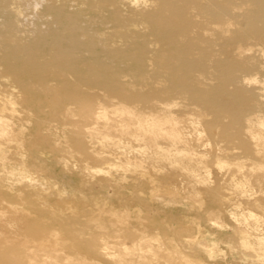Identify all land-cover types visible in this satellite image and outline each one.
I'll return each mask as SVG.
<instances>
[{
  "label": "bare ground",
  "instance_id": "obj_1",
  "mask_svg": "<svg viewBox=\"0 0 264 264\" xmlns=\"http://www.w3.org/2000/svg\"><path fill=\"white\" fill-rule=\"evenodd\" d=\"M38 1L42 6L27 20ZM0 16L8 19L0 22V79L10 81L8 93L0 82V182L27 192L39 186L24 150L20 108L66 103V113L75 115L94 102L102 123L74 145L58 141L62 150L87 161L83 166L92 172L108 166L146 175L152 201H165V193L197 201L207 193L213 205L205 210L207 220L223 224L228 213L246 223L238 244L264 264V215L242 208V196H253L251 203L264 211L256 198L264 195V116L248 119L254 147L234 134L240 112L258 114L261 101L251 86L264 94L255 62L257 55L264 58V0H0ZM239 142L256 164L226 158L228 146ZM211 157L225 173H213ZM91 158L103 166L93 167ZM216 175L222 182L214 185ZM22 200L7 206L0 200V264H102L98 258L108 264H203L178 244L172 249L152 242L147 229L133 225L113 244L107 228L119 222L113 215L61 221L63 212L52 207L49 222L42 218L46 204L35 215L29 209L34 199ZM97 226L107 230L98 233ZM74 230L83 234L79 241L60 240V231ZM194 242L209 251L214 240Z\"/></svg>",
  "mask_w": 264,
  "mask_h": 264
},
{
  "label": "rangeland",
  "instance_id": "obj_2",
  "mask_svg": "<svg viewBox=\"0 0 264 264\" xmlns=\"http://www.w3.org/2000/svg\"><path fill=\"white\" fill-rule=\"evenodd\" d=\"M40 5L42 6L38 1L32 9L26 11L27 20L35 16L33 12L36 13L40 9ZM7 20L0 16V22ZM21 35L29 37L28 32H23ZM99 55L102 56V53L98 49ZM255 62L258 70L256 75L262 80L264 78V58L257 55ZM0 82L2 83L1 88L5 93H8L10 90L8 88L9 79L1 78ZM257 86L253 85L251 89L261 101L256 109L260 115L253 112H240L237 115L238 124L235 125L234 130L237 137L251 146L254 143L248 130L250 125L248 119L264 116V94H261ZM40 103L39 101L33 102L32 111L20 108L17 113L27 127L24 150L28 165L33 167L35 175L39 177L38 189L34 192H27V189L21 185L10 189L7 183L0 182V200L5 202H3L4 206L8 205V200L16 201L22 205L24 202L22 199L29 196L34 199V205H30L29 209L35 215L43 211L40 209L42 204L47 205L42 218L49 222H53L54 219V215L49 211L52 207L60 208L63 212L61 221H70L78 217L83 223L93 217L106 219L113 215V220L119 221L113 227H107L109 230H113V244L117 240L116 236L125 235L123 229L126 225H133L138 230L146 231L145 229H147L146 232L153 236L152 242L163 243V247L172 249L178 244L180 251L188 254L187 256L193 260L199 259L198 261L203 264H261L256 256H252L250 249L238 244V237L246 233L243 230L246 223L238 222L236 217L228 213L223 214V224L218 223L223 226H218L217 223L214 225L207 220L205 210L209 206L213 207L207 193L197 201H194L191 196H184L186 198L184 199L183 195H178L177 201H174L176 199L169 193H165V201H152V192L148 190L150 184L147 183L146 177L143 178L146 175L136 172L137 175L133 176L129 171L110 169L108 166H104V171L92 172L83 166L87 161L77 160L62 150L57 144L58 141L64 143L65 140H69V143L74 145V140L86 138L88 128L102 123L100 119L95 118V114L99 110L97 104L89 102L84 108L76 109L75 115H70L66 113V103L58 104L51 110H48L45 105L40 107ZM203 134L206 135L205 131ZM198 149L205 150L206 147L199 145ZM226 153V158L231 162L233 159L240 158L247 165L257 163L256 159L247 157L244 145L240 142L229 145ZM18 157V155H13L11 161H17ZM209 163L214 169V174L219 173L220 170L225 173V169H219L216 166L212 157L209 158ZM90 165L95 168L103 166L100 161L93 158L90 160ZM234 170H237L236 166L232 167L233 172H235ZM240 175L238 174L237 177ZM228 178L226 175L224 180L227 182ZM162 179L166 180L168 177L162 176ZM215 180L214 185L222 182V176L216 175ZM225 192L228 193V197H232L231 199L238 198L234 194H229V190H225ZM259 197L264 205V195L256 196V198ZM253 198L255 197L242 196L245 202L242 208H251L259 215H264L262 209L251 203ZM240 209H236V211L239 212ZM237 228H241L240 233L236 231ZM95 230L99 233L107 229L97 226ZM60 232V240L63 237H69L68 241H79L83 235L79 230ZM189 238L191 240L194 238L192 241L194 244L189 242L191 241ZM195 238H206L212 242L214 240V242L209 245L210 250L206 251V247L203 248L195 244ZM113 250L116 251L115 247ZM77 252L80 254L86 251L79 248ZM86 255L89 257L88 254ZM98 261L108 264L104 258H98ZM163 263L167 264L164 259H161L157 264Z\"/></svg>",
  "mask_w": 264,
  "mask_h": 264
}]
</instances>
